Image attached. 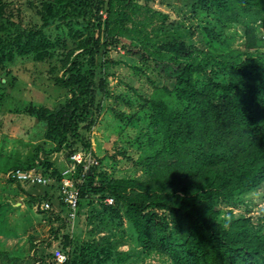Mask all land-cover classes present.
I'll list each match as a JSON object with an SVG mask.
<instances>
[{"label": "trees", "instance_id": "16d2710c", "mask_svg": "<svg viewBox=\"0 0 264 264\" xmlns=\"http://www.w3.org/2000/svg\"><path fill=\"white\" fill-rule=\"evenodd\" d=\"M190 1L197 11L219 15L224 27L240 26L241 49L214 53L181 43L163 47L158 43L169 16L139 0H54L60 20L83 25L87 36L80 52L70 51L63 62L59 82L71 99L49 120L47 135L60 139L56 152L64 144L70 155L76 152L81 130L93 125L103 103L106 84L95 81L94 70L103 75L113 39L129 40L133 57L173 68L174 87L155 88L147 102L149 141L140 157L142 177L99 186L92 168L80 186V207L89 196L105 205L112 198V205H121L136 245L172 264H264V219L258 230L250 217L236 218L232 210L228 222L220 221L223 208H243L242 197L264 187V39L257 32L264 29V0ZM5 7L7 0H0V12ZM1 35V53L37 48V41L22 40L23 35L5 40ZM208 68L226 71L229 82L198 87L196 76ZM40 151L34 164L11 171L40 170ZM81 172L82 166L74 178ZM70 260L69 255L64 264Z\"/></svg>", "mask_w": 264, "mask_h": 264}, {"label": "rangeland", "instance_id": "374dc122", "mask_svg": "<svg viewBox=\"0 0 264 264\" xmlns=\"http://www.w3.org/2000/svg\"><path fill=\"white\" fill-rule=\"evenodd\" d=\"M53 1L7 0L0 12L4 40L18 34L23 35L22 40L38 43L28 52L23 48L0 52V264H57L56 249L70 255V264H172L167 257L146 254L136 245L120 204L105 205L101 198L89 196L82 200L76 221L68 219L60 200L58 175L70 165V148L64 144L56 152L60 139L47 135L48 122L71 99L59 82L63 62L70 51L80 52V41L87 32L83 25L63 23ZM139 1L169 16L158 43L163 47L181 43L186 48L226 53L240 50L244 43L240 26L224 27L219 15L195 10L193 1ZM257 32L264 39V29ZM129 45L124 38L113 39L104 57L103 75L95 68V81L103 79L106 84L103 103L93 125L81 130L83 141L74 148L91 152L98 161L93 175L99 186L115 179L142 177L140 157L149 141L147 102L155 88L174 87L170 65L135 58ZM195 80L198 87L208 81L225 84L229 75L208 68ZM38 149L42 150L37 160L40 170L52 179L51 184L42 187L11 181L12 167L34 164ZM242 204L243 208H223L220 221L228 222L227 213L232 210L236 218L250 217L258 230L264 219V187L242 197Z\"/></svg>", "mask_w": 264, "mask_h": 264}, {"label": "built area", "instance_id": "2783aa9c", "mask_svg": "<svg viewBox=\"0 0 264 264\" xmlns=\"http://www.w3.org/2000/svg\"><path fill=\"white\" fill-rule=\"evenodd\" d=\"M70 165L61 172L59 180V195L61 203L68 210V219L71 222L76 221L79 209H80V186L83 184L86 178V174L90 169L95 168L98 165V161L93 154L80 150L70 155ZM82 166L81 176L75 179L74 176L77 173L78 167ZM9 179L16 183H26L32 186L47 187L51 184L52 179L46 176L38 168L30 170L17 169L11 171ZM107 205L113 204V199L109 198L105 200ZM48 209V205L45 207ZM54 262L57 264H64L68 261L69 255L61 250L56 249L54 251Z\"/></svg>", "mask_w": 264, "mask_h": 264}, {"label": "crops", "instance_id": "0c3cea01", "mask_svg": "<svg viewBox=\"0 0 264 264\" xmlns=\"http://www.w3.org/2000/svg\"><path fill=\"white\" fill-rule=\"evenodd\" d=\"M61 207L63 208V206H62V205H61ZM56 211H57V212H61V211H60V210H58V209H56ZM65 212H66V210L64 209V210H63L61 213H62V214H65ZM60 216L64 217V215H60Z\"/></svg>", "mask_w": 264, "mask_h": 264}, {"label": "clouds", "instance_id": "9594fccd", "mask_svg": "<svg viewBox=\"0 0 264 264\" xmlns=\"http://www.w3.org/2000/svg\"><path fill=\"white\" fill-rule=\"evenodd\" d=\"M225 227H227V225H225Z\"/></svg>", "mask_w": 264, "mask_h": 264}]
</instances>
